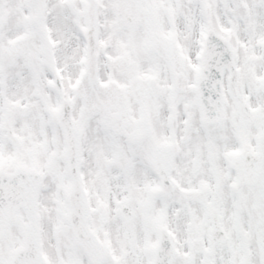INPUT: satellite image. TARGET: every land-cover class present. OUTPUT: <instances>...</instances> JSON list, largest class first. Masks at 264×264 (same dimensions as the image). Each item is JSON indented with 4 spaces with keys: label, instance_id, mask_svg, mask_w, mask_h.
I'll list each match as a JSON object with an SVG mask.
<instances>
[{
    "label": "snow or ice",
    "instance_id": "obj_1",
    "mask_svg": "<svg viewBox=\"0 0 264 264\" xmlns=\"http://www.w3.org/2000/svg\"><path fill=\"white\" fill-rule=\"evenodd\" d=\"M0 264H264V0H0Z\"/></svg>",
    "mask_w": 264,
    "mask_h": 264
}]
</instances>
